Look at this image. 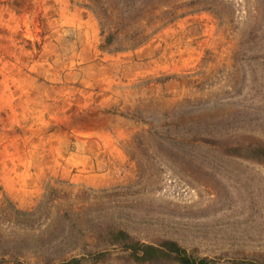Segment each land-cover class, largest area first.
Here are the masks:
<instances>
[{
    "label": "rangeland",
    "instance_id": "rangeland-1",
    "mask_svg": "<svg viewBox=\"0 0 264 264\" xmlns=\"http://www.w3.org/2000/svg\"><path fill=\"white\" fill-rule=\"evenodd\" d=\"M119 231L264 264V0H0V264Z\"/></svg>",
    "mask_w": 264,
    "mask_h": 264
},
{
    "label": "trees",
    "instance_id": "trees-1",
    "mask_svg": "<svg viewBox=\"0 0 264 264\" xmlns=\"http://www.w3.org/2000/svg\"><path fill=\"white\" fill-rule=\"evenodd\" d=\"M110 43L109 39L107 40ZM121 242L124 251L128 252L133 260L138 262H154L160 259H170L178 264H210L206 257H194L187 249L175 240H163L158 244H152L136 240L125 231H119L116 234ZM58 264H71L63 262ZM231 264H259L257 262L246 260H234Z\"/></svg>",
    "mask_w": 264,
    "mask_h": 264
}]
</instances>
